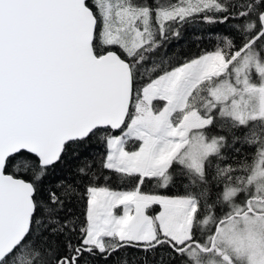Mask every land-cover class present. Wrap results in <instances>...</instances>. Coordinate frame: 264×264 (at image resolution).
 Segmentation results:
<instances>
[{
	"label": "snow or ice",
	"instance_id": "1",
	"mask_svg": "<svg viewBox=\"0 0 264 264\" xmlns=\"http://www.w3.org/2000/svg\"><path fill=\"white\" fill-rule=\"evenodd\" d=\"M98 261L264 264V0H0V264Z\"/></svg>",
	"mask_w": 264,
	"mask_h": 264
},
{
	"label": "trees",
	"instance_id": "2",
	"mask_svg": "<svg viewBox=\"0 0 264 264\" xmlns=\"http://www.w3.org/2000/svg\"><path fill=\"white\" fill-rule=\"evenodd\" d=\"M204 25H185L180 29L181 37L179 40L172 41L170 46H167L168 56L179 60L191 56H195L201 53L202 50H211L213 47L214 41L210 39H199L200 36L205 35L201 31L202 28H205ZM219 29V26H217ZM222 31V29H220ZM237 135H240V132H237ZM239 146V145H238ZM91 152H96L99 149L93 145L90 149ZM247 153H251V149L244 150ZM114 187H118L119 190H130L132 185L130 183L125 182L122 185H114ZM145 191H158L153 183H148L144 186ZM167 194L169 195H180L182 194L180 189L173 188L168 190ZM82 205L81 209L82 210ZM79 211V210H78ZM134 255H140L139 253H134ZM97 264H103V261H98Z\"/></svg>",
	"mask_w": 264,
	"mask_h": 264
},
{
	"label": "rangeland",
	"instance_id": "3",
	"mask_svg": "<svg viewBox=\"0 0 264 264\" xmlns=\"http://www.w3.org/2000/svg\"><path fill=\"white\" fill-rule=\"evenodd\" d=\"M117 211L119 212L120 210L118 209ZM154 212H155V210H154ZM154 212H153V214H154Z\"/></svg>",
	"mask_w": 264,
	"mask_h": 264
}]
</instances>
